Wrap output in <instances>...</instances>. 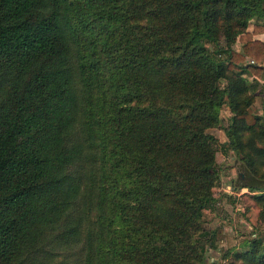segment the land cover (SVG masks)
<instances>
[{
    "label": "trees",
    "instance_id": "trees-1",
    "mask_svg": "<svg viewBox=\"0 0 264 264\" xmlns=\"http://www.w3.org/2000/svg\"><path fill=\"white\" fill-rule=\"evenodd\" d=\"M255 16L264 0H0V264H204L217 126L258 227ZM242 244L229 264H264L261 238Z\"/></svg>",
    "mask_w": 264,
    "mask_h": 264
},
{
    "label": "rangeland",
    "instance_id": "rangeland-1",
    "mask_svg": "<svg viewBox=\"0 0 264 264\" xmlns=\"http://www.w3.org/2000/svg\"><path fill=\"white\" fill-rule=\"evenodd\" d=\"M254 22L263 23L264 17L252 18L250 25ZM209 47L213 48L210 45ZM247 77L252 81V84L258 81L255 83V90L249 93L253 96L251 107L256 114L260 115V121L264 126V72L263 77L257 80H254L255 78L250 75H247ZM223 83L224 80H221L220 85H223ZM231 114L232 112L226 104H222L220 115L224 127L229 125ZM209 131L218 139L215 153L220 170L216 184L213 187L216 200L211 207L206 206L203 208V227L216 230L215 245H206L204 264H229L232 259L231 253L229 252L224 256L227 249L236 248L240 250L243 247L242 242L252 238H261L264 243V216L258 227H252L242 216V211L247 207L246 203L250 200L249 196L260 191L247 186L233 188L232 183H240V180L243 179L239 176L240 173L247 172V170L240 160L239 152L234 151L228 145V138L223 127H212ZM261 140H258L260 141L258 143H262ZM236 206L239 208L236 209Z\"/></svg>",
    "mask_w": 264,
    "mask_h": 264
},
{
    "label": "crops",
    "instance_id": "crops-1",
    "mask_svg": "<svg viewBox=\"0 0 264 264\" xmlns=\"http://www.w3.org/2000/svg\"><path fill=\"white\" fill-rule=\"evenodd\" d=\"M255 17H259V16H255ZM254 18V17H253ZM248 29H252V25L249 24ZM254 38H259L261 40H264V30L258 33L253 34ZM233 48L237 51H242V45L241 42L238 40V38H235V40L233 41ZM228 107V106H227ZM241 192V191H240ZM237 194H239L238 192H236ZM214 197L216 199V194L214 193ZM235 199V197H233ZM239 208L238 206H236V209Z\"/></svg>",
    "mask_w": 264,
    "mask_h": 264
},
{
    "label": "flooded vegetation",
    "instance_id": "flooded-vegetation-1",
    "mask_svg": "<svg viewBox=\"0 0 264 264\" xmlns=\"http://www.w3.org/2000/svg\"><path fill=\"white\" fill-rule=\"evenodd\" d=\"M240 176H244L243 172H242V173H240Z\"/></svg>",
    "mask_w": 264,
    "mask_h": 264
},
{
    "label": "built area",
    "instance_id": "built-area-1",
    "mask_svg": "<svg viewBox=\"0 0 264 264\" xmlns=\"http://www.w3.org/2000/svg\"><path fill=\"white\" fill-rule=\"evenodd\" d=\"M230 187V186H229Z\"/></svg>",
    "mask_w": 264,
    "mask_h": 264
}]
</instances>
